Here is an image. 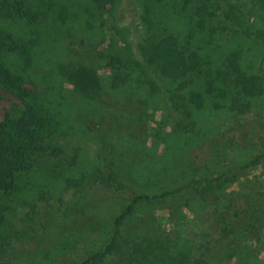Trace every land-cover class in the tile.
Listing matches in <instances>:
<instances>
[{"label": "rangeland", "instance_id": "1", "mask_svg": "<svg viewBox=\"0 0 264 264\" xmlns=\"http://www.w3.org/2000/svg\"><path fill=\"white\" fill-rule=\"evenodd\" d=\"M30 2L47 17L36 27L37 37L21 23L6 24L16 37L36 40L33 64L22 83L31 99L0 89V123L29 107L52 110L61 119L65 136L57 141L65 154L40 157L27 176L26 189L9 199L19 231L31 226L27 213L40 191L55 215L34 238H23L29 249L22 264H50L46 255L54 264H65L72 252L62 244L80 237L65 233V225L73 227L87 214L111 220L126 209L127 200L90 189L93 174L110 165L137 194L175 192L167 197V203L177 206L171 213L161 212L151 200L136 214L160 225L167 240L151 264H170L169 257L186 253L210 231L211 200L206 203L193 192L180 191L191 180L224 175L223 194L236 191L247 203L264 207V13L252 10L255 0H108L101 8L92 0ZM232 5L241 9L236 13L240 24L226 18ZM199 9L200 15L206 14L200 30L193 23ZM146 30L172 35L185 49L197 52L203 70L223 72L228 57L235 55L242 73L261 77L262 94L242 97V112L230 108L233 92L219 107L208 96L195 107L187 102V93H203L199 78L172 81L148 63L140 50ZM107 51L127 65L130 78L120 89H112L109 71L100 68L99 58ZM73 67L98 69V84L85 78L83 92L76 90L62 70ZM182 80H188L186 89L173 91ZM172 99L185 102L186 109L175 110ZM212 251L208 264H264V211L255 229L220 239ZM1 262L8 264L6 257Z\"/></svg>", "mask_w": 264, "mask_h": 264}, {"label": "trees", "instance_id": "2", "mask_svg": "<svg viewBox=\"0 0 264 264\" xmlns=\"http://www.w3.org/2000/svg\"><path fill=\"white\" fill-rule=\"evenodd\" d=\"M92 1L97 3L98 8L108 3V0ZM254 9L264 13V0H255L252 10ZM205 10L202 8L201 12ZM238 12L241 13V9L232 5L226 12V18L240 24L241 17L236 14ZM205 15V13L200 15V9L196 11L194 27L200 30L205 26ZM46 19L44 13L34 8L30 0H0L1 90L22 99H31L30 93L22 87V83L23 77L33 64V47L36 45L35 39L16 37L6 22L21 23L25 26V31L37 37L39 32L36 27L42 25ZM144 21L146 24L151 22L147 15L144 16ZM140 50L148 63L172 81L185 78L192 81L191 76L199 78L203 93L199 91L187 93V102L194 104L195 107L202 106L204 96L211 98L212 104L219 107L220 102L226 100L233 92L229 100L230 108L242 112L245 105L242 97H257L263 92L261 77L242 73L235 55L228 57V65L223 72L203 70L197 52L185 49L172 35L160 36L147 30ZM99 59L103 61V67L100 68L107 69L111 75L112 89H120L128 82L130 75L126 72L127 65L119 55L107 51L102 53ZM65 69H62L63 76L76 90L83 92L85 78L98 84V69L83 67ZM183 80L173 91L186 89L188 80ZM177 99L180 97L177 96ZM171 103L178 111H184L187 106L185 102L180 105L175 99H172ZM61 124V119L52 110L41 108L35 111L32 107L25 113L6 118L0 123V264H3L1 260L5 257L8 264H22L29 249L23 238L30 234L34 238L38 228H46L47 224L53 223L55 219L44 198V192L40 191L27 213L26 218L31 226L19 231L17 216L13 214L15 211L9 205V199L26 189L27 176L33 171L40 157L59 159L64 156L65 151L57 141L58 138L65 136ZM259 160L260 156L256 158V161ZM226 180L224 175L215 178L204 175L181 187L180 191L186 189L187 194L193 192L206 203L211 200L214 210L209 233H203L186 253L169 257L170 264H208L207 260L213 253L212 248L220 239L238 233L245 234L259 225L264 207L247 203L236 191L223 194L220 190ZM89 185L90 189L100 188L105 194L102 197H117L127 200L129 204L120 215L111 220L103 219L97 214H87L73 227L65 225V233H70L71 236L77 233L80 236L74 243L62 244L70 245L72 252L64 260L65 264H107L109 261H113L114 264H151L155 261L157 254L165 250L167 240L163 237L160 225H153V221L148 220L150 217L140 219L136 214L145 202L151 200L157 201L161 212L169 209L171 213V209H176L177 206L175 207L174 201L167 203V197L175 192L167 190L152 197L137 194L120 178L112 165L93 174ZM32 247L35 248L34 245ZM45 259L54 264L48 255ZM11 261L13 263H10Z\"/></svg>", "mask_w": 264, "mask_h": 264}]
</instances>
